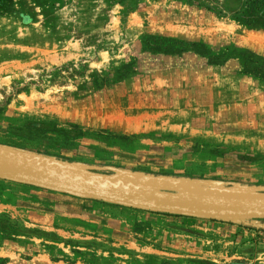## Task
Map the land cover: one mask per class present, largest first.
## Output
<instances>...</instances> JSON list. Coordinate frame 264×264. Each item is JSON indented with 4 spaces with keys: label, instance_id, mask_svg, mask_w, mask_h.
Returning a JSON list of instances; mask_svg holds the SVG:
<instances>
[{
    "label": "rangeland",
    "instance_id": "obj_1",
    "mask_svg": "<svg viewBox=\"0 0 264 264\" xmlns=\"http://www.w3.org/2000/svg\"><path fill=\"white\" fill-rule=\"evenodd\" d=\"M0 144L264 186V0H0ZM0 264H264V227L0 178Z\"/></svg>",
    "mask_w": 264,
    "mask_h": 264
},
{
    "label": "water",
    "instance_id": "obj_2",
    "mask_svg": "<svg viewBox=\"0 0 264 264\" xmlns=\"http://www.w3.org/2000/svg\"><path fill=\"white\" fill-rule=\"evenodd\" d=\"M0 178L153 212L215 220L264 219L261 185H223L97 166L3 144Z\"/></svg>",
    "mask_w": 264,
    "mask_h": 264
},
{
    "label": "crops",
    "instance_id": "obj_3",
    "mask_svg": "<svg viewBox=\"0 0 264 264\" xmlns=\"http://www.w3.org/2000/svg\"><path fill=\"white\" fill-rule=\"evenodd\" d=\"M255 223H259L260 225H262L264 227V219L263 220H258V219H252ZM241 221V220H240Z\"/></svg>",
    "mask_w": 264,
    "mask_h": 264
},
{
    "label": "trees",
    "instance_id": "obj_4",
    "mask_svg": "<svg viewBox=\"0 0 264 264\" xmlns=\"http://www.w3.org/2000/svg\"><path fill=\"white\" fill-rule=\"evenodd\" d=\"M157 213H163V212H157ZM165 214H170V213H165Z\"/></svg>",
    "mask_w": 264,
    "mask_h": 264
}]
</instances>
